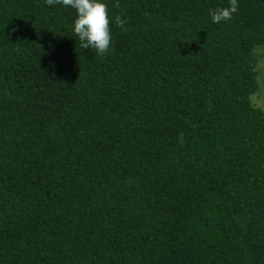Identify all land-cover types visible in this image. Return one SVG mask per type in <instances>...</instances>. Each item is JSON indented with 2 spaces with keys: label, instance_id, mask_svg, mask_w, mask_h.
<instances>
[{
  "label": "trees",
  "instance_id": "trees-1",
  "mask_svg": "<svg viewBox=\"0 0 264 264\" xmlns=\"http://www.w3.org/2000/svg\"><path fill=\"white\" fill-rule=\"evenodd\" d=\"M103 2L0 0V264H264V0Z\"/></svg>",
  "mask_w": 264,
  "mask_h": 264
},
{
  "label": "clouds",
  "instance_id": "clouds-1",
  "mask_svg": "<svg viewBox=\"0 0 264 264\" xmlns=\"http://www.w3.org/2000/svg\"><path fill=\"white\" fill-rule=\"evenodd\" d=\"M45 3L49 6L60 4L74 9L76 18L72 25V31L78 37L80 47L93 49L100 56L107 53L112 43L111 20L108 6L103 0H45ZM113 7H120L118 0ZM238 7L237 0H229V7L210 10L209 15L214 23L219 24L222 21L231 20ZM114 20L115 24L121 28L127 23L119 14L115 15Z\"/></svg>",
  "mask_w": 264,
  "mask_h": 264
},
{
  "label": "rangeland",
  "instance_id": "rangeland-1",
  "mask_svg": "<svg viewBox=\"0 0 264 264\" xmlns=\"http://www.w3.org/2000/svg\"><path fill=\"white\" fill-rule=\"evenodd\" d=\"M252 51L256 59L255 70L258 88L250 96V101L254 106H258L264 111V45H255Z\"/></svg>",
  "mask_w": 264,
  "mask_h": 264
}]
</instances>
